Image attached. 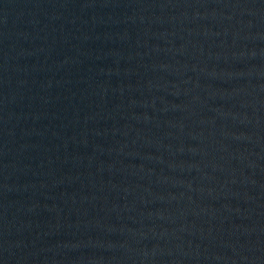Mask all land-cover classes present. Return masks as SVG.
<instances>
[{
	"label": "water",
	"instance_id": "water-1",
	"mask_svg": "<svg viewBox=\"0 0 264 264\" xmlns=\"http://www.w3.org/2000/svg\"><path fill=\"white\" fill-rule=\"evenodd\" d=\"M0 264H264V0H0Z\"/></svg>",
	"mask_w": 264,
	"mask_h": 264
}]
</instances>
